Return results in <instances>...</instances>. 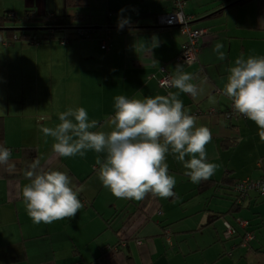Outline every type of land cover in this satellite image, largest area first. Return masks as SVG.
I'll return each instance as SVG.
<instances>
[{
  "label": "crops",
  "instance_id": "crops-1",
  "mask_svg": "<svg viewBox=\"0 0 264 264\" xmlns=\"http://www.w3.org/2000/svg\"><path fill=\"white\" fill-rule=\"evenodd\" d=\"M238 1L184 0L192 27L206 32L196 62L183 66L194 75L193 83L205 81L203 92L194 98L158 85L161 67L175 76L185 42L178 29H158L156 24V18L170 10L169 0H83L70 9L65 0H0V17L19 18L26 11L80 14L97 28L107 24L118 28V23L136 27L110 30L106 51L101 50L102 36L65 45L55 40L5 45L11 35L0 30V145L11 149L9 164L14 165L11 170L0 166V264H222L228 259L226 249L216 248L214 239L220 238L225 223L236 226L237 219L248 222L255 239L241 247L243 232L238 230L229 249L241 251L230 253L231 263L264 264V198L250 193L233 206L232 193L221 185L224 177L233 183L264 179L262 130L250 119L225 118L232 101L224 93L229 69L241 56H264V0L237 5ZM217 43L224 46V60L213 50ZM169 92L178 93L184 108L197 117V126L206 125L212 132L206 152L208 162L218 167L208 179L213 187L205 191L198 190V183L191 182L185 175L188 170L169 151L165 162L176 179L174 197L149 193L140 201L118 199L99 179L96 160L103 162L106 152L87 150L83 157H59L52 148L54 138L41 131L58 125L59 113L84 107L89 121H97L91 130L109 132L115 97L144 99ZM35 160L44 171L67 172L73 185L82 189L78 194L82 207L74 217L35 223L28 215L22 190L31 181L24 173ZM216 198L223 205L213 201ZM211 228L214 237L209 245L203 235ZM120 237L126 247L108 251ZM211 244L215 248L207 257Z\"/></svg>",
  "mask_w": 264,
  "mask_h": 264
},
{
  "label": "clouds",
  "instance_id": "clouds-1",
  "mask_svg": "<svg viewBox=\"0 0 264 264\" xmlns=\"http://www.w3.org/2000/svg\"><path fill=\"white\" fill-rule=\"evenodd\" d=\"M122 27L123 23H118V28ZM223 47L217 43L213 49L220 60L226 55L221 51ZM184 63L191 64L192 58ZM183 66L177 64L170 86L195 98L203 92L205 81L200 85L193 83L194 75L185 72ZM229 73L225 95L232 99L238 113L262 130L260 137L264 140V56L247 59L241 56ZM114 107L109 132L92 131L97 128V121H89L84 107L59 113L60 123L41 131L54 138L52 148L59 157H83L87 150L106 152L103 162L96 160L100 166L99 179L118 199L140 201L149 193L160 198L174 197L176 179L169 174L165 162L169 151L176 154L193 183L206 181L215 173L218 165L208 162L206 152L212 132L206 125L197 126V117L184 108L178 93L144 99L119 95ZM11 155V149L0 145V166L11 170L14 167L9 164ZM24 174L31 182L23 187L22 196L35 223L71 218L81 209L78 194L82 189L73 185L67 172L44 171L35 160L28 164Z\"/></svg>",
  "mask_w": 264,
  "mask_h": 264
},
{
  "label": "built area",
  "instance_id": "built-area-1",
  "mask_svg": "<svg viewBox=\"0 0 264 264\" xmlns=\"http://www.w3.org/2000/svg\"><path fill=\"white\" fill-rule=\"evenodd\" d=\"M171 2V8L167 13L161 14L156 18V24L159 29H169L176 28L180 32V34L185 38L184 45L181 50V54L178 56L176 61L179 64H183L184 66L192 65L196 62L197 52L199 48L200 39H202L206 32L204 30L194 29L191 25L192 19L188 17L184 13V0H169ZM9 19L15 18L14 15H7ZM62 38L60 40V44L64 45L66 43H70V40L77 39H93L98 36H102L101 40V50L106 51L108 49L107 42L111 37L112 32L106 27H94V26H74L72 28L64 29L62 31ZM49 35H53L55 32L53 30H49L47 32ZM58 34V33H57ZM57 34H54V36ZM58 37V36H57ZM32 39H35L32 38ZM19 38L17 35H13L10 40L3 41L5 45L11 44L12 42L18 41ZM30 44H37L38 41L32 40L29 42ZM28 43V44H29ZM192 58V63H184L187 58ZM160 75L158 78V85L164 90H170L172 87L170 86V81L172 79V75L166 70L165 67H161ZM227 119H248L242 114L238 113L234 107L233 103L229 107V111L226 116ZM233 192L240 198H245L250 192H254L259 197L264 198V179H260L258 181H239L236 182L233 186ZM248 223L246 221H238L236 226H231L227 223L224 224V232L223 236L225 240H230L236 234H238V230L242 231V240L240 246L246 248L250 242H252L255 238L254 235L247 231ZM128 228L125 229L127 231ZM238 231V232H237ZM126 233L129 234V231ZM131 233V232H130ZM137 245H140V241H135ZM126 242L121 240L118 245L114 248L107 247V250L110 252H117L120 248L126 247Z\"/></svg>",
  "mask_w": 264,
  "mask_h": 264
},
{
  "label": "trees",
  "instance_id": "trees-1",
  "mask_svg": "<svg viewBox=\"0 0 264 264\" xmlns=\"http://www.w3.org/2000/svg\"><path fill=\"white\" fill-rule=\"evenodd\" d=\"M76 1H83V0H65V8L66 9H68V8L70 9L72 7L80 6L81 4L77 3ZM251 1H258V0H240L236 4L237 5H241V4H245V3L251 2ZM236 4H234V5H236ZM220 12L221 11H219V13ZM87 18H88L87 16L80 15V14H75V15L64 14L63 16H56V15H50L48 13H44L42 15H38L37 13H34V11H26L21 16V19H19L17 17L9 19L7 17V14L3 15L2 17H0V30L7 31V33L9 35H11V37L13 35H17L18 36L19 40L16 41V42H12L11 44H13V43L26 44V43L31 42L32 40H35V39L39 43L55 40V41H57L60 44V40L62 38V33H63L62 31L64 29L72 28V27H74V26H76L78 24H83V23L85 24V25L83 24V26H91L92 27V25L89 22H85L87 20ZM7 22H11V23H14V24H18V22H19L20 23L19 25L23 26V27H26L27 25H37V27L45 28L47 31H44V32H42L40 34L37 33V32H27V31H18L17 32V30H16L17 28H6L5 25H7ZM106 27L109 30L116 29L117 31H124V30H128V29L131 30V29H135L136 28L135 26L132 27L130 25L129 26H124L122 28H111L109 26V24H107ZM49 30H53L55 32L54 34L59 33L57 36H60V37H57L56 35L54 36V34L53 35H49L47 33ZM34 37H35V39H32ZM77 40H80V38L77 39ZM71 41H73V39H71L70 42ZM66 44H68V43H66ZM232 103H233V101H231V104ZM228 111H229V108H228L227 112ZM226 114H225V116H226ZM226 120L231 121V120H238V119H231L230 118V120H229V119L226 118ZM0 141H2V132H0ZM225 142L230 143L229 141H225ZM235 183H233L232 179H230L228 177H224L223 182L221 181V185L222 186H228V191L230 192V194L232 193V196L235 199L233 201V203H234L233 206L237 205V201L238 200H242V198L238 197L233 192V186H234ZM213 185H214V183L212 181H210V180L201 181L200 183H198V188H199L198 190L202 192V191H205V190L213 187ZM258 198H262V197L258 196ZM248 227H249V224H248ZM248 227H247V231H248ZM248 232L252 233L251 231H248ZM121 240H122V238L120 237L119 238V242Z\"/></svg>",
  "mask_w": 264,
  "mask_h": 264
},
{
  "label": "rangeland",
  "instance_id": "rangeland-1",
  "mask_svg": "<svg viewBox=\"0 0 264 264\" xmlns=\"http://www.w3.org/2000/svg\"><path fill=\"white\" fill-rule=\"evenodd\" d=\"M78 12L79 13H84V14H88V11H83V10H78ZM19 16H22L21 14H18ZM19 19H21V17H19ZM93 20H96V19H92V21ZM20 23L18 22V24H14V23H11V22H7V27H9V28H41V27H37V25H27L26 27H23V26H20L19 25ZM37 33H42V32H37ZM59 34V33H58ZM57 34V35H58ZM241 181H243V180H241ZM250 193H254V192H250ZM249 193V194H250ZM255 194V193H254ZM213 201H219L220 202V204L221 205H223V200H218L217 198L215 199V200H213ZM227 204L228 202L227 201H224V204ZM229 206H230V203H229ZM221 209V208H220ZM244 210H246V208L244 207ZM238 218H240V217H238ZM237 219V218H236ZM238 221H244V219H237ZM230 221L232 222V223H234L235 222V219L233 220V219H230ZM224 231V230H223ZM223 231L221 230V232H220V235H219V237L220 238H216V239H214V240H218L217 241V243L215 244L217 247L216 248H218L220 245H222V246H224L225 247V249H226V253H227V257H228V259L224 262H222V264H232L231 262V258L229 257V255H230V253H233L234 251H241V249L239 248V247H237L235 250H232V251H230V249H229V244H230V242H232L234 239H236L235 238V236H234V238L232 237L230 240H225L224 239V236H223ZM254 233L256 234V237H257V240H261V235L257 232V231H254ZM208 235L210 236L209 237V239L207 240L206 239V237H208ZM254 235V234H253ZM213 237H214V231L212 230V228L211 229H209L208 231H206L205 233H204V235H203V238H205V240H206V243H209V245H210V242L212 241L211 239H213ZM255 237V236H254ZM213 240V241H214ZM257 240L255 241V245H257ZM211 243H213V242H211ZM262 244L264 243V240L261 242ZM212 245V244H211ZM213 248H215L214 247V244L211 246V247H209L207 250H206V254H207V257H209V256H211V252H212V250H214ZM244 251V250H243ZM225 256V257H226ZM240 260V259H239Z\"/></svg>",
  "mask_w": 264,
  "mask_h": 264
},
{
  "label": "water",
  "instance_id": "water-1",
  "mask_svg": "<svg viewBox=\"0 0 264 264\" xmlns=\"http://www.w3.org/2000/svg\"><path fill=\"white\" fill-rule=\"evenodd\" d=\"M18 31H27V32H44L47 31L45 28H17Z\"/></svg>",
  "mask_w": 264,
  "mask_h": 264
}]
</instances>
